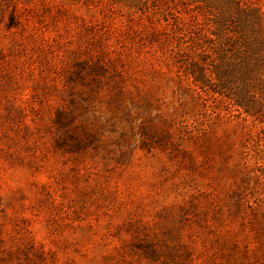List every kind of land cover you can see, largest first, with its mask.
I'll return each mask as SVG.
<instances>
[{"label": "rangeland", "instance_id": "1", "mask_svg": "<svg viewBox=\"0 0 264 264\" xmlns=\"http://www.w3.org/2000/svg\"><path fill=\"white\" fill-rule=\"evenodd\" d=\"M0 264H264V0H0Z\"/></svg>", "mask_w": 264, "mask_h": 264}]
</instances>
